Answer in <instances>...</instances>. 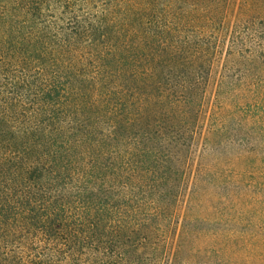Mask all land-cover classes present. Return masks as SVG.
<instances>
[{"label":"trees","instance_id":"1","mask_svg":"<svg viewBox=\"0 0 264 264\" xmlns=\"http://www.w3.org/2000/svg\"><path fill=\"white\" fill-rule=\"evenodd\" d=\"M208 1L0 0V264H179L216 61L264 62Z\"/></svg>","mask_w":264,"mask_h":264},{"label":"rangeland","instance_id":"2","mask_svg":"<svg viewBox=\"0 0 264 264\" xmlns=\"http://www.w3.org/2000/svg\"><path fill=\"white\" fill-rule=\"evenodd\" d=\"M208 4L221 11L223 36L239 20L264 12V0ZM226 48L211 76L188 191L174 213L175 224L180 228L186 223L188 228L179 264H264V62L252 64L239 55L230 58ZM223 78L237 88L218 98ZM254 90L253 97H245ZM238 103L245 108L238 110ZM213 128L221 135L208 141Z\"/></svg>","mask_w":264,"mask_h":264}]
</instances>
